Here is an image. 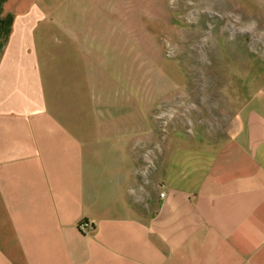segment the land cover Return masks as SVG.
Listing matches in <instances>:
<instances>
[{"label":"crops","instance_id":"crops-1","mask_svg":"<svg viewBox=\"0 0 264 264\" xmlns=\"http://www.w3.org/2000/svg\"><path fill=\"white\" fill-rule=\"evenodd\" d=\"M146 2L2 3L0 264H264V115L159 118L118 53Z\"/></svg>","mask_w":264,"mask_h":264},{"label":"rangeland","instance_id":"rangeland-1","mask_svg":"<svg viewBox=\"0 0 264 264\" xmlns=\"http://www.w3.org/2000/svg\"><path fill=\"white\" fill-rule=\"evenodd\" d=\"M140 13L118 53L136 57L130 81L159 118L191 134L226 130L243 107L264 115V0H147Z\"/></svg>","mask_w":264,"mask_h":264},{"label":"trees","instance_id":"trees-1","mask_svg":"<svg viewBox=\"0 0 264 264\" xmlns=\"http://www.w3.org/2000/svg\"><path fill=\"white\" fill-rule=\"evenodd\" d=\"M4 1L5 0H0V11L2 8V3ZM10 19H11V17L9 15L8 16L6 15L4 17L0 16V48L2 46L3 40L5 39V37L8 34L9 27H10Z\"/></svg>","mask_w":264,"mask_h":264},{"label":"built area","instance_id":"built-area-1","mask_svg":"<svg viewBox=\"0 0 264 264\" xmlns=\"http://www.w3.org/2000/svg\"><path fill=\"white\" fill-rule=\"evenodd\" d=\"M161 195H163L162 193H161ZM86 223H84V222H80L79 224H78V228L80 229V230H85L86 229Z\"/></svg>","mask_w":264,"mask_h":264}]
</instances>
